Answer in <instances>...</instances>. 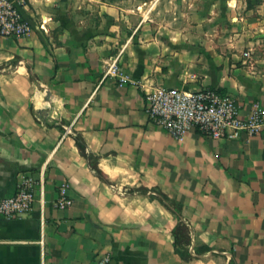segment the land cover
I'll return each instance as SVG.
<instances>
[{
  "label": "crops",
  "instance_id": "1",
  "mask_svg": "<svg viewBox=\"0 0 264 264\" xmlns=\"http://www.w3.org/2000/svg\"><path fill=\"white\" fill-rule=\"evenodd\" d=\"M135 2L159 6H124ZM22 12L34 31L0 35V200L25 176L35 198L0 215V264L103 252L109 264H264V128L177 139L145 111L156 86L220 89L244 117L264 106V0H26ZM113 61L131 83L106 75ZM64 184L73 204L61 209Z\"/></svg>",
  "mask_w": 264,
  "mask_h": 264
},
{
  "label": "built area",
  "instance_id": "2",
  "mask_svg": "<svg viewBox=\"0 0 264 264\" xmlns=\"http://www.w3.org/2000/svg\"><path fill=\"white\" fill-rule=\"evenodd\" d=\"M25 5L26 0H0L1 36L23 38L34 31L33 23L23 15ZM44 22L40 25L42 29ZM106 75L114 78L119 86L132 82L116 61L108 66ZM145 111L153 124L177 139L189 131H196L214 140H235L242 135H257L264 128V106L253 104L249 114L244 117L235 98L216 88L184 90L156 86L146 94ZM35 185L33 177H23L15 193L0 200V215L11 219L30 212ZM67 190V184L60 187L55 202L58 208L72 206L73 201L68 197ZM110 261L111 255L103 252L97 255L95 264H109Z\"/></svg>",
  "mask_w": 264,
  "mask_h": 264
},
{
  "label": "rangeland",
  "instance_id": "3",
  "mask_svg": "<svg viewBox=\"0 0 264 264\" xmlns=\"http://www.w3.org/2000/svg\"><path fill=\"white\" fill-rule=\"evenodd\" d=\"M182 1V0H181ZM140 2H135L134 3V5H124V6H132V9H133V11H135V12H138V13H142V11L144 10V11H147L148 9H150V11H154V10H157L156 8L159 6V4L157 5V4H150L149 5V7L147 6V5H142V4H139ZM169 6H170V4H169ZM171 6H173V7H176L175 9H173V10H176V11H189V4L188 3H185V2H179V3H177V4H175V5H171ZM161 7L162 8H164L165 7V4H162L161 5ZM88 11V13H89V15L91 16L92 14H93V12L94 11H92V10H87ZM92 13V14H91ZM94 17V16H93ZM124 21V20H123ZM69 22H71V21H69ZM98 20L97 19H95V18H93V20L91 19V20H87L86 21V23L88 24V25H93V26H96L97 24H98ZM116 22H118V23H120L121 21L119 20V21H116ZM113 23H114V21H113ZM133 26V25H132ZM121 27H126V26H124V25H121ZM53 38H55V39H59V37L58 36H55V37H53ZM93 39V36H85L84 37V42L85 43H88L90 40H92Z\"/></svg>",
  "mask_w": 264,
  "mask_h": 264
},
{
  "label": "trees",
  "instance_id": "4",
  "mask_svg": "<svg viewBox=\"0 0 264 264\" xmlns=\"http://www.w3.org/2000/svg\"><path fill=\"white\" fill-rule=\"evenodd\" d=\"M218 91H220L221 93H224V92L221 91L220 89H218ZM77 142H78V144H79L81 150H82L83 152H85L86 147H85V144L83 143L82 139H81V138H77ZM93 168H95L97 174H98L101 178H104L103 175H102V173H101L99 170L96 169L95 165H93ZM172 205H173V207H172V206H170V207H172V211H173V213H174V214L180 219V218H181V217H180V216H181L180 208H179L178 205H176V204H172ZM179 231H180L181 233H187V232H188V227H187V226L185 225V223L182 222V221H179V226H177V228H176V229L174 230V232H173L177 244H178V242H179V239L181 238V237L179 236Z\"/></svg>",
  "mask_w": 264,
  "mask_h": 264
},
{
  "label": "bare ground",
  "instance_id": "5",
  "mask_svg": "<svg viewBox=\"0 0 264 264\" xmlns=\"http://www.w3.org/2000/svg\"><path fill=\"white\" fill-rule=\"evenodd\" d=\"M23 65V64H22ZM18 67V66H17ZM24 68V67H23ZM25 72V71H24Z\"/></svg>",
  "mask_w": 264,
  "mask_h": 264
}]
</instances>
